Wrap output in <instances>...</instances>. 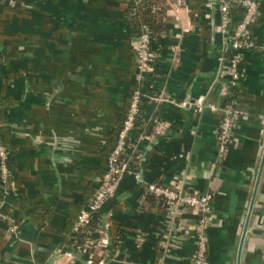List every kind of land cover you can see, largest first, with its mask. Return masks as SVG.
<instances>
[{"label": "crops", "instance_id": "crops-1", "mask_svg": "<svg viewBox=\"0 0 264 264\" xmlns=\"http://www.w3.org/2000/svg\"><path fill=\"white\" fill-rule=\"evenodd\" d=\"M148 1L158 14L138 21L150 29L156 58L131 134L137 177L121 179L88 227L89 241L85 232L73 237L72 226L127 110L137 26L127 0H0V122L10 167L0 205L15 227L0 219V264H191L197 214L180 208L171 218L163 203L144 199L147 183L175 179L212 194L208 264H264V0H256L253 45L241 63L248 96L223 155L219 13L202 0L175 9ZM201 96L212 109L180 105ZM156 122L168 126L158 132Z\"/></svg>", "mask_w": 264, "mask_h": 264}, {"label": "built area", "instance_id": "built-area-1", "mask_svg": "<svg viewBox=\"0 0 264 264\" xmlns=\"http://www.w3.org/2000/svg\"><path fill=\"white\" fill-rule=\"evenodd\" d=\"M184 0H165L171 8H179ZM204 5L208 9H216L219 13V33L224 45L229 50V58L222 53L219 61L225 67L224 80L219 89L222 97L228 93L229 85H233L242 78L241 63L244 51L252 47L251 27L259 18V5L256 0H204ZM235 5L243 10V14L233 28L230 29V7ZM150 29L144 23H140V33L135 39L134 52L136 57L134 71V88L130 95V100L124 116L122 126L117 133V138L113 149L107 157L106 166L97 180V185L88 202L83 206L72 226L73 237H78L79 233L85 232L86 239L92 241V232L88 225L94 219L96 213L103 209L108 201L114 196L121 179L125 175L137 177L136 163L140 160L139 154L132 155L136 151V143L131 137L132 131L136 128L135 119L140 114V105L144 96L143 85L146 78L152 72L156 54L150 46ZM199 110L204 107L213 108L212 103H206L201 96L196 102H183ZM222 117L219 121L217 139V152L219 155L226 153L233 141L235 134L236 116L230 106L222 107ZM159 122V121H158ZM155 123L156 129L160 132L168 126L167 123ZM0 132V192L6 193L10 177V167L7 163L8 152L1 140ZM140 138L149 139L148 134L142 133ZM146 193L152 194L161 200L169 216L172 218L180 210L186 208L197 214V221L193 231L194 250L191 254V264H208L207 244L209 220L213 213L212 194L210 192L189 191L185 187L182 179H175L171 185H163L157 182H149L144 188ZM0 219L8 224L9 230L14 232L13 219L10 215L0 211ZM101 238V237H100ZM103 242V239L100 240ZM70 253V252H69ZM87 263H91L89 257Z\"/></svg>", "mask_w": 264, "mask_h": 264}, {"label": "trees", "instance_id": "trees-1", "mask_svg": "<svg viewBox=\"0 0 264 264\" xmlns=\"http://www.w3.org/2000/svg\"><path fill=\"white\" fill-rule=\"evenodd\" d=\"M202 2L204 3V0H202ZM140 6H142L143 9L139 13V9L138 8H140ZM153 7H154V5L148 0H127V9H128V15H129L128 17L133 22V24L135 26H137V33H136L137 35L140 32V30H139L140 23L138 21L140 19V16L142 17V19H145L146 23H148V21H151V20L155 19L156 15L158 14V13L157 14L155 13V10H152ZM242 14H243V10L241 8L231 5V7H230V17H231V19H230V29H231V32H232L233 28L235 27V25L237 24V22L239 21V19L242 16ZM223 47H224V50L222 49V51H221L222 55H224L226 58H229L230 57L229 50L226 48V45H224ZM246 96H248V92L246 91L245 84L243 82L238 81V82H236L233 85H229L228 93L221 97L220 104H221L222 107L230 106L232 108L233 112H234V115L236 116L237 115L236 111L238 109L239 102H240V100L242 98H245ZM4 102H5L4 100L0 101V107H2V103H4ZM127 107H128V105H127ZM125 114H126V112H124L123 116H125ZM138 118H139V116L136 117L135 123H137ZM123 119H124V117H122L120 119L119 125H118V127L116 129V136H115V141H114L113 146H111L107 150L109 153H110V151L113 149V147L115 145L116 138H117V133H118L119 129L122 126ZM3 128H4V126L0 122V132L1 133L3 132ZM142 133H143V130L142 129L139 130L138 134H142ZM144 134H147V133L144 132ZM1 140H2V143L5 146L6 150L8 151L9 149H8V146L6 145V143L4 141V138L2 137ZM134 142L136 143L135 140H134ZM136 154H138L137 153V149H136V151H134V153L132 155H136ZM7 163L9 164V160L8 159H7ZM144 199L145 200L148 199V200H146V202H151L153 204L156 201L162 203L161 200L157 199L156 197H154L150 193H146ZM0 211H2V212L6 211L5 210V206L0 205ZM93 220L94 219H92V221L90 222L88 227H91V224L94 222Z\"/></svg>", "mask_w": 264, "mask_h": 264}, {"label": "water", "instance_id": "water-1", "mask_svg": "<svg viewBox=\"0 0 264 264\" xmlns=\"http://www.w3.org/2000/svg\"><path fill=\"white\" fill-rule=\"evenodd\" d=\"M192 102V101H191ZM189 104L187 103L186 106H188Z\"/></svg>", "mask_w": 264, "mask_h": 264}]
</instances>
